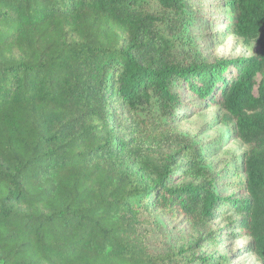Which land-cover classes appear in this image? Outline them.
<instances>
[{
    "label": "trees",
    "instance_id": "1",
    "mask_svg": "<svg viewBox=\"0 0 264 264\" xmlns=\"http://www.w3.org/2000/svg\"><path fill=\"white\" fill-rule=\"evenodd\" d=\"M199 1L0 0V264H230L228 232L264 264V0H225L257 51L217 62ZM213 106L248 148L223 174L177 129Z\"/></svg>",
    "mask_w": 264,
    "mask_h": 264
},
{
    "label": "rangeland",
    "instance_id": "2",
    "mask_svg": "<svg viewBox=\"0 0 264 264\" xmlns=\"http://www.w3.org/2000/svg\"><path fill=\"white\" fill-rule=\"evenodd\" d=\"M195 6L198 10L200 25L194 30V33L199 36L197 50L207 60L217 62L222 59L250 58L255 55L257 51L255 41H246L235 35L228 36L225 27L216 24L217 20L213 21L224 16L227 10L225 0H200ZM185 101L189 100L185 99ZM194 103L201 104L199 101ZM181 111L183 117L177 125L178 133L184 138L203 145V150L207 153L208 167L214 172L223 174L226 167L230 166L234 160L239 163L238 157L248 151L247 146L240 139L226 137L228 133L231 134L230 130H232L228 124L234 125V123L230 122L222 107L213 106L197 114L186 107H183ZM186 113L189 114L184 116ZM222 181L224 180L222 179ZM159 218L164 225L181 230L186 240V246L194 243L197 236L189 225H180L179 221H174L165 214H160ZM238 218L240 219L239 215L233 213L227 219L224 218L220 225L218 222H213L212 227L224 228L229 221H236ZM250 242L249 237H231L228 232L217 249L219 253L230 257V264H263L247 250ZM215 253L216 249L209 247L195 252L199 257L212 256Z\"/></svg>",
    "mask_w": 264,
    "mask_h": 264
}]
</instances>
